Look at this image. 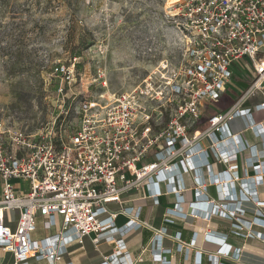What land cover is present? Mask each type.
Instances as JSON below:
<instances>
[{
    "label": "built area",
    "instance_id": "obj_1",
    "mask_svg": "<svg viewBox=\"0 0 264 264\" xmlns=\"http://www.w3.org/2000/svg\"><path fill=\"white\" fill-rule=\"evenodd\" d=\"M159 1L165 3L164 16L179 36V62L162 60L133 88L86 100L77 110L80 123L69 135L58 129L34 135L0 122V249L13 255V264L44 259L55 264L70 245L92 234L95 243L104 238L116 244V253L102 264H134L122 254L125 239H114L112 232L125 234L149 225L139 220L142 206H124L125 192L143 190L145 198L157 201L179 193L176 185L186 189L185 174L193 176L196 187L204 186L199 172L209 167L210 153L202 148L206 137L215 158L229 164L239 179L238 165H230L239 151L220 149L224 138L242 137L232 132L230 123L246 118L247 127L263 137L264 122L256 123L253 112L264 110V0ZM238 67L251 74L249 85L230 107L207 115ZM55 72L65 101L63 83L72 79L73 68L58 64ZM258 96L260 102L245 106ZM204 119L205 128H195ZM253 166L258 170L261 164ZM229 168L221 172L227 179ZM15 179L27 180L29 188L17 190ZM178 196L177 207L167 212L186 216L184 196ZM112 203L119 208L112 209ZM228 207L215 205L212 213L236 217L238 210H245L241 202L235 211ZM7 212H17V217L7 218ZM119 214L129 217L122 228L115 226ZM39 216L47 230H56L41 241L33 238ZM158 232L162 241L165 231ZM175 237L180 239V234ZM213 240L220 244L219 254L240 257V250L224 238ZM155 258L171 264L162 253Z\"/></svg>",
    "mask_w": 264,
    "mask_h": 264
},
{
    "label": "rangeland",
    "instance_id": "obj_2",
    "mask_svg": "<svg viewBox=\"0 0 264 264\" xmlns=\"http://www.w3.org/2000/svg\"><path fill=\"white\" fill-rule=\"evenodd\" d=\"M164 6L159 0H0V122L34 135L57 129L69 135L86 100L133 88L162 60L179 62V36ZM58 64L73 68L63 83L65 101ZM239 161L246 165L245 153ZM243 228L261 237L245 222Z\"/></svg>",
    "mask_w": 264,
    "mask_h": 264
},
{
    "label": "crops",
    "instance_id": "obj_3",
    "mask_svg": "<svg viewBox=\"0 0 264 264\" xmlns=\"http://www.w3.org/2000/svg\"><path fill=\"white\" fill-rule=\"evenodd\" d=\"M246 73L248 78H246ZM250 76L247 70L235 68L232 83L214 109L223 110L235 103L241 92L249 85ZM261 100V96L251 98L245 106L254 105ZM236 119L232 121L233 124L230 123L231 130L233 133L241 132L242 137L224 138L220 149L221 147L224 150L234 149L238 150L241 155L246 154V165L243 161L240 164L239 156L236 162L230 163V165L235 163L238 165L239 179H236L230 172L229 164L221 163L213 157L211 141L209 137H206L202 140V148L210 153L209 167L199 172L204 186L196 187L193 176L185 174L183 179L186 189L176 185L179 193L164 194L158 197L157 201L154 198H145L143 190L125 192L122 195L125 207L142 206L139 220L149 225L125 234L116 230L112 232L114 239L121 237L125 239L127 248L122 254L126 259H131L134 264H163L155 258L156 253H162L171 261V264H264V226L257 224L260 221L264 222V135L263 137L256 136L254 130L247 127L248 119ZM253 119L256 123L264 122V110L254 111ZM242 140L249 146L244 148ZM258 155L262 157L258 158ZM259 161H263V164L256 170L253 165ZM228 168L227 174L230 178L222 179L221 176L224 174L221 172ZM2 182L0 175V197ZM13 182L17 190L26 191L29 188L27 180L15 179ZM249 190L254 191L253 196H249ZM179 194L185 199L182 206L189 212L186 216L170 215L167 212L168 208L177 207ZM228 195L237 198H228ZM244 197L247 198L244 199ZM240 202L242 206L248 207V210L245 213H237L238 219L212 213L215 205L225 203L236 207L240 205ZM110 207L116 210L119 205L112 203ZM197 212L198 214H195ZM6 215L7 218L17 217V212H7ZM44 221L42 216L37 219V230L33 234V238L37 241L56 233L55 229L47 230ZM128 221V216L119 214L115 219V226L122 228L127 225ZM243 222L257 229L261 237L247 233V230L243 228ZM14 223L16 222H12L11 225L13 226ZM158 230L165 231L162 241L158 240ZM176 234H180V239L175 237ZM94 237V234L85 236L82 242L70 245L67 253L55 264H102L107 257L116 253L114 241L102 238L95 243ZM217 237L224 238L225 242L239 249L240 257H227L219 254L220 244L213 240ZM180 245L183 249H180ZM13 262V255L0 249V264H13ZM32 264H50V262L44 259L33 261Z\"/></svg>",
    "mask_w": 264,
    "mask_h": 264
},
{
    "label": "trees",
    "instance_id": "obj_4",
    "mask_svg": "<svg viewBox=\"0 0 264 264\" xmlns=\"http://www.w3.org/2000/svg\"><path fill=\"white\" fill-rule=\"evenodd\" d=\"M76 57V56H75ZM74 57V58H75ZM79 64H78V68H79ZM205 126H206V120L204 119V120H202V121H200V123H198L196 126H195V128H197V129H199V128H205Z\"/></svg>",
    "mask_w": 264,
    "mask_h": 264
},
{
    "label": "bare ground",
    "instance_id": "obj_5",
    "mask_svg": "<svg viewBox=\"0 0 264 264\" xmlns=\"http://www.w3.org/2000/svg\"><path fill=\"white\" fill-rule=\"evenodd\" d=\"M221 149H222V147H221ZM224 150V149H223ZM259 157H262V156H260V155H258V158ZM256 158V157H255ZM260 159H262V158H260ZM222 177V179H224V176H221Z\"/></svg>",
    "mask_w": 264,
    "mask_h": 264
}]
</instances>
